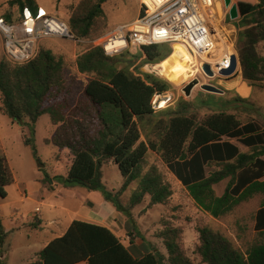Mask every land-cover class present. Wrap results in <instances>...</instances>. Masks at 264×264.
<instances>
[{"label":"trees","instance_id":"trees-1","mask_svg":"<svg viewBox=\"0 0 264 264\" xmlns=\"http://www.w3.org/2000/svg\"><path fill=\"white\" fill-rule=\"evenodd\" d=\"M108 0H82L69 19L76 39H95L102 33V6ZM20 8L37 9L36 0H11ZM237 50L242 81L259 83L264 89V0H237ZM5 17L16 19L13 11ZM160 45L140 47L134 57L157 64ZM119 55L109 56L101 46H91L74 61L78 74L87 76L83 93L72 97L67 79L68 59L50 48H40L30 61L16 63L0 60V112L13 123L28 127L23 141L29 145L43 171L42 183L58 181L64 187H84L101 191L104 199L127 217L126 229L137 228L133 209L150 197L149 206L166 204L173 194L171 183L156 165L145 170L149 151L161 156L169 170L187 188L197 206L214 218L232 214L242 203L264 194V129L256 121H241L235 113L218 110L204 117L191 111L195 105L181 101L176 107L157 111L160 97L172 85L154 73L136 72ZM74 79V78H72ZM195 108V107H194ZM49 114L56 130L47 143L68 150L70 167L65 175L52 177L43 169L36 144V123ZM143 136L145 139H142ZM237 140L247 146L242 151ZM113 160L124 177L118 191L107 188L103 165ZM216 166L209 171V166ZM230 178L223 194L214 185ZM14 174L6 157H0V194L7 197V186ZM136 181L127 204L121 200L129 185ZM159 237L167 254L160 250L135 255L110 228L92 221L75 219L66 232L41 249L36 260L24 264H195L183 242L184 229L165 220ZM254 230L264 235V202L255 213ZM200 244L196 253L207 264H264V241L244 244L210 226L198 229ZM7 235L0 219V264H7L3 250Z\"/></svg>","mask_w":264,"mask_h":264},{"label":"rangeland","instance_id":"rangeland-1","mask_svg":"<svg viewBox=\"0 0 264 264\" xmlns=\"http://www.w3.org/2000/svg\"><path fill=\"white\" fill-rule=\"evenodd\" d=\"M36 1L38 7H43L48 13L69 22L74 9L82 0ZM233 2H237V0H233ZM102 6L106 16L100 22L102 33L97 38L95 37L96 40L110 33L117 25L134 21L140 13L141 0H108ZM9 11H13L15 17L22 14L20 6L12 5L11 0H0V16L5 17V14ZM239 18L232 20L235 26ZM7 20L11 22L9 19ZM95 39L78 38L74 40L53 37L40 43L39 49L42 47L50 48L58 54H63L68 59L67 79L72 86L71 95L73 98L83 93L87 83V76L76 72L74 61L80 53L91 46H95L93 42ZM3 50L2 34L0 32V60L6 58ZM139 50L140 47L137 50H129L118 54L127 60V62L120 64V67L128 65L130 71L136 72L137 69L143 70L145 66H150L152 63H145L144 58L141 56H133ZM160 50L162 52L161 57H164L172 53V44L160 45ZM202 78L204 79V77ZM166 81L172 85V89L163 95H169L170 97L164 104H158L157 109L159 110L157 111L167 107L176 108L181 101L185 100L195 105V108L192 107L191 111L196 113L198 117H204L214 111L225 110L235 113L243 122L254 120L264 129V89L259 83L243 82L240 78L237 86H228L218 79L214 80V83L224 89L225 94L194 90L192 95L186 96L180 86H175L169 80ZM55 130L56 125L52 123L49 114L42 115L36 123L38 153L45 163L41 167L48 171L52 177L65 175L71 161L68 150L62 152L56 145L46 142L47 139L53 136ZM24 133L29 134L28 127H21L19 124L13 123L7 115L0 112V157L7 158L14 174L13 183L6 188L7 197L3 198L0 194V219L7 231L2 246L8 254V257H6L8 258L7 264H23L31 262L32 258L36 259L37 249L42 246L48 236H52L51 229L60 230L67 225L70 218L65 217L63 209L60 207L61 202L76 210H80L82 207L93 210L98 199L104 200L101 191H88L80 186L67 188L58 181H53L54 188L51 189L49 183H42L40 178L44 176V170H39V164L31 147L24 143ZM142 139H145V137L143 136ZM233 141L239 145L242 151L250 150L237 140ZM144 163L145 170L151 165L158 166L165 179L171 183L173 194L166 204H157L151 207L149 206L150 197L146 196L144 201L133 209V217L137 228H133L130 233L126 229L127 217L121 215L122 219L119 221L121 229L115 226L113 228L115 234L120 237L123 243L128 244V235L131 241L145 240L154 243L158 248L165 246L163 239L158 236L164 227L165 220H170L175 225L183 227L184 246L187 254L194 260L195 264H207L202 262L201 257L196 253V248L200 244V233L198 232L200 227L210 226L235 239L237 234L241 235L243 237L242 242L244 241L246 245L256 241H264V235H258L254 230L255 213L264 202V194H259L240 204L232 214L226 217L214 218L210 213L197 206L187 188L169 170L159 154L149 151ZM215 168L214 165L209 166V171ZM229 180L230 178H226L214 185L218 195L223 194ZM103 181L108 189L114 191H118L124 183V177L113 160H107L103 165ZM136 185V181L132 182L122 194L121 200L124 204L128 203ZM78 198H81L80 201ZM37 207L40 208L38 211ZM105 216L107 217V215ZM112 218L110 216V219ZM52 220L57 223L50 224ZM50 225L55 226L50 228ZM164 251L163 253L167 254L166 248Z\"/></svg>","mask_w":264,"mask_h":264},{"label":"built area","instance_id":"built-area-1","mask_svg":"<svg viewBox=\"0 0 264 264\" xmlns=\"http://www.w3.org/2000/svg\"><path fill=\"white\" fill-rule=\"evenodd\" d=\"M230 7L224 0H141L140 13L134 21L117 25L93 42L109 56L144 45L172 44L173 48L174 43H183L195 58L192 64L195 73L187 83L197 78L200 84H215L214 80L219 79L228 86H237L240 78L242 81L237 50L239 28L232 23ZM0 32L4 55L16 63L35 57L45 39H76L67 21L43 7L33 10L26 6L21 16L11 22L0 16ZM234 54L238 56L237 66L226 75L223 71L231 67ZM204 63L209 64L213 76L205 71Z\"/></svg>","mask_w":264,"mask_h":264},{"label":"crops","instance_id":"crops-1","mask_svg":"<svg viewBox=\"0 0 264 264\" xmlns=\"http://www.w3.org/2000/svg\"><path fill=\"white\" fill-rule=\"evenodd\" d=\"M74 197H77V196H74ZM78 199L80 201L81 198H78ZM61 203H62V205H60V207H61V209H63V212L66 215L65 217L66 218L68 217L70 219H68L67 225H65V227L61 228L60 230L51 229V233H52L51 235L52 236H48L47 240H45V241L43 240L44 242H43L42 246L37 249L36 253H38L41 249H43L52 239L63 235L66 232V230L68 229V227L70 226V224L72 223V221L75 219L86 220L89 222L92 221L93 223L107 226L113 232H115V229L113 228V226L121 229L119 221H121V219H122V217H120V216L121 215L123 216L124 214H122V212L118 211L112 203L106 201L105 199L102 201L100 199H98V201L95 203L93 210L89 209V208H84V207L80 208V210H76L73 207H67L63 202H61ZM37 208H39V207H37ZM105 215H107V217ZM110 216L113 218L110 219ZM56 223L57 222L52 220L50 224H56ZM54 226L55 225H53V226L50 225L49 227L52 228ZM4 227H5V225H4ZM127 239H128V244H125V243L124 244L126 246H128L130 248V250L135 255L142 256V255L146 254L147 252H150V251L155 252L157 250L165 252L164 251L165 246L158 248L154 245V243L152 244V243L145 241V240H138L137 239L135 241L134 240L131 241L128 235H127ZM0 248H1V245H0ZM33 260H36V259L32 258L31 261H33ZM84 263H87V262H81L78 264H84Z\"/></svg>","mask_w":264,"mask_h":264},{"label":"bare ground","instance_id":"bare-ground-1","mask_svg":"<svg viewBox=\"0 0 264 264\" xmlns=\"http://www.w3.org/2000/svg\"><path fill=\"white\" fill-rule=\"evenodd\" d=\"M194 62L195 58L185 44L174 43L172 53L166 59L145 67L156 71L158 75L169 80L175 86L181 87L194 75L195 71L192 65ZM167 96L170 97L166 95L158 104H164L169 99Z\"/></svg>","mask_w":264,"mask_h":264},{"label":"water","instance_id":"water-1","mask_svg":"<svg viewBox=\"0 0 264 264\" xmlns=\"http://www.w3.org/2000/svg\"><path fill=\"white\" fill-rule=\"evenodd\" d=\"M224 1H225V5L227 7L231 6L230 10H229L230 18L232 20L239 18L240 12H239V7H238L237 2H232L233 0H224ZM237 63H238V56L236 54H234L233 60H232V65H230L231 67L227 70H224L223 73L226 75L233 73L236 66H237ZM203 68L205 69V71L207 73H209V75H211V76L214 75L213 71L210 69L209 64L204 63ZM143 70L158 75V73L156 71L150 70L149 68L144 67ZM158 76L165 80L164 77H162L160 75H158ZM199 84H200L199 79L195 78V79L191 80L189 83H187L186 85H184L181 90L184 92V94H186V96H190V95H192L193 91L196 90V88ZM199 90L207 91V92H211V93L225 94V91L222 88L216 86L215 84H211V83H201L199 85ZM165 96L166 95H162L160 97V100ZM167 98H169V97L167 96Z\"/></svg>","mask_w":264,"mask_h":264}]
</instances>
